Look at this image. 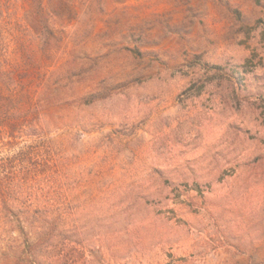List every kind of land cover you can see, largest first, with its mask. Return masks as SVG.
Returning a JSON list of instances; mask_svg holds the SVG:
<instances>
[{
  "label": "rangeland",
  "instance_id": "obj_1",
  "mask_svg": "<svg viewBox=\"0 0 264 264\" xmlns=\"http://www.w3.org/2000/svg\"><path fill=\"white\" fill-rule=\"evenodd\" d=\"M97 4L96 23L78 3L60 27L95 94L0 146V161L48 150L53 168L24 181L48 184L18 198L86 232L45 264H264V0ZM1 8L11 66L40 68L29 7Z\"/></svg>",
  "mask_w": 264,
  "mask_h": 264
},
{
  "label": "trees",
  "instance_id": "obj_2",
  "mask_svg": "<svg viewBox=\"0 0 264 264\" xmlns=\"http://www.w3.org/2000/svg\"><path fill=\"white\" fill-rule=\"evenodd\" d=\"M23 1L29 7L27 23L38 40L40 68L21 72L11 66L0 34V146L9 149L24 135L42 138L50 127L58 128L65 107L86 104L95 94L78 87L86 72L83 59L89 57L77 56L60 27L69 15L79 17L78 3L88 12V21L96 23L98 17L91 12L99 6L98 0ZM50 156L48 150L29 146L0 161V264H45L53 245L83 242L86 232L67 224L60 207L38 198L36 204L18 198L25 189L44 190L41 182H48L40 181L35 187L24 181L52 169Z\"/></svg>",
  "mask_w": 264,
  "mask_h": 264
}]
</instances>
